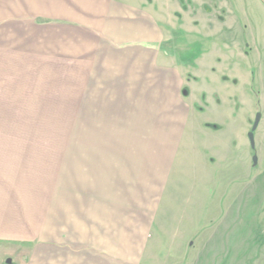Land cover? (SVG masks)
<instances>
[{
	"label": "rangeland",
	"instance_id": "1",
	"mask_svg": "<svg viewBox=\"0 0 264 264\" xmlns=\"http://www.w3.org/2000/svg\"><path fill=\"white\" fill-rule=\"evenodd\" d=\"M7 1L11 14L15 0ZM132 2L151 12L152 46L156 45L153 56L160 62L157 75L151 76L150 89L152 101L157 97L160 103L151 104L152 120H146V129L150 124L151 131L158 129L160 139L156 146H167L172 141L174 146L184 148L185 155L179 169L174 163L162 198L156 196L166 208L149 234L141 264H178L174 258L177 253L181 258L199 249L188 243L199 234L192 237L177 230L182 216L177 211L193 199L192 175L207 178L206 164L215 161L219 153L216 148L215 152L207 151V146L214 145L219 140L216 136L221 134L220 140L231 137L234 142L232 148L227 146L226 153H231V159L239 158L230 169L231 177H235L230 192L245 190L251 204L246 211L249 223L253 220L250 216H254L259 238H264V0ZM14 32H8L11 34L2 38L0 45V264L28 263L32 250L44 244L41 240L58 238L55 231H49L48 200L56 201L57 210L61 207L56 219L63 215L66 204L72 214V233H81L80 228L89 217L88 208L80 205L81 175L90 188L88 193L95 196L98 190L102 194L100 201L109 212L117 214L122 202V206L133 203L127 197L133 188L131 176L143 173L147 163L144 168L138 161L145 157V149L149 153L155 148L148 146L145 133H138L144 130L142 126H132L128 131L127 120L123 119L117 128L119 134L114 130L105 132L107 135L101 133L104 137L92 145L88 135L82 140L79 115L101 113L89 114L86 104L81 107V84L86 81L81 63L58 59L49 63L48 58L33 57L29 54L31 39L22 34L17 38ZM257 114L261 118L253 129ZM91 118L85 120L90 122ZM98 127L103 132L100 124ZM179 129L181 138L176 136ZM123 131H127L126 138H120ZM127 167L130 170L124 173ZM92 168L101 172L102 191L100 182L87 180ZM146 183L144 180L140 186L145 189ZM49 192H53L50 198ZM118 192L121 199H117ZM143 197L148 199L146 192L136 199L137 210L146 204ZM256 203L259 208L254 206ZM208 209L214 213L215 208ZM196 216L202 223V216L195 215V220ZM234 223L231 222L233 229ZM220 224L223 227L225 222ZM33 225L41 229L39 237L31 236ZM212 231L211 224L202 231L199 242ZM21 232L29 234L22 236ZM65 232L63 225L57 231L61 238ZM172 244L175 246H169Z\"/></svg>",
	"mask_w": 264,
	"mask_h": 264
},
{
	"label": "crops",
	"instance_id": "2",
	"mask_svg": "<svg viewBox=\"0 0 264 264\" xmlns=\"http://www.w3.org/2000/svg\"><path fill=\"white\" fill-rule=\"evenodd\" d=\"M14 7V11L9 14L8 1L0 0L1 47L2 38L11 34L8 32L15 31L17 38L22 34L23 38L31 39L32 49L29 54L33 57L48 58L49 63L56 59L65 63H81L80 67L86 75V81L81 84V107L86 104L87 113L102 114L79 115L78 126L82 140L88 135L92 145L99 143V137L103 136L101 133L105 135V132L114 130L119 134L117 128L123 119L127 120L125 124L129 127L128 131L132 126H142L144 130L138 133L146 134L148 146L155 145L154 150L150 149L149 153L145 149V157L138 161L144 168L147 163L146 172L144 170L142 174L135 173L131 176L133 188L127 193V197L133 203L122 206V202L117 214L104 208L100 201L102 194L98 190L95 191V196L88 193L90 188L84 183L86 178L81 175L80 205L88 208L89 217L88 222L85 221V225L80 228V234H73L71 231L72 214L66 204L63 215L60 214L56 219V213L59 214L61 207L57 210L56 201L48 200L49 231H55L58 238L41 240L44 243L42 247L34 248L30 261H24L23 264H141L149 246V234L165 207L156 196L162 198L174 163L179 169V162L185 157L184 148L179 144L174 146L167 138V146H156L157 139H160L158 129L151 131V124L146 129V120H152L151 104L160 103L157 97L152 101L150 94L151 76L160 70V62L157 63L158 60L153 56L156 45L152 46L151 12L140 9L132 0H15ZM67 117L69 116H64ZM90 117V122H87L85 118ZM98 124L106 130L100 132ZM123 132L125 134L120 138L128 136L127 131ZM176 136L181 138L180 129ZM221 136L222 134L216 136L218 138L215 139L219 140L215 141L213 147H206L207 151L215 152V148L219 151L216 154L217 159H213L211 163L209 160L206 164L207 178L201 179L200 175L194 178V174L192 175L190 182L193 199L184 203V207L177 211L182 214L177 230L192 237L199 234L192 242L186 239L199 249L196 248L195 253L181 258L177 253L174 258L178 264H264V238H259L260 229H255L254 216H250L253 220L249 223V216L246 214L251 205L248 203L250 199L247 198L245 190L239 189L234 194L230 192L235 182L232 181L235 177H231L230 169L232 164L234 166V163L239 162V158L237 156L231 159V153L226 152L227 146L232 148L231 144L234 142L231 137V140H220ZM200 151L203 152V149ZM123 166L126 165L123 163ZM127 169L130 170L127 167L124 173ZM87 177L91 183L100 182L101 191L103 190L104 185L101 183L104 181H99L102 178L97 168L89 169ZM143 178L147 182L145 189L140 186V182L144 183ZM215 181L218 184L214 187ZM64 183L66 187L67 181ZM141 189L144 195L146 192L148 199L143 197L146 204L137 210L134 205L139 195H143ZM66 192H63L64 198ZM52 193L49 192V198ZM85 195L87 202L83 203ZM123 195L125 198V194ZM117 199H121L120 193ZM254 206L260 207L257 203ZM209 207L215 208L210 209L213 214L207 212ZM197 214L202 216V223L197 216L198 219L195 220L194 216ZM222 221L225 222L223 227L220 224ZM231 222H235L234 229ZM211 224L214 231L209 238L204 237L203 242H199L202 231L210 228ZM62 225L66 229L64 238L57 233ZM30 231L31 236L39 237L41 229L33 225ZM21 234L27 236L29 232ZM18 236L20 234L16 237ZM190 247V251L194 252L193 246Z\"/></svg>",
	"mask_w": 264,
	"mask_h": 264
},
{
	"label": "water",
	"instance_id": "3",
	"mask_svg": "<svg viewBox=\"0 0 264 264\" xmlns=\"http://www.w3.org/2000/svg\"><path fill=\"white\" fill-rule=\"evenodd\" d=\"M260 118H261V114H257L256 120H255V123H254V126H253V129H256L257 128V126L259 124V121H260ZM249 136H250V140H251L252 145H254V136H253V133L251 132Z\"/></svg>",
	"mask_w": 264,
	"mask_h": 264
},
{
	"label": "flooded vegetation",
	"instance_id": "4",
	"mask_svg": "<svg viewBox=\"0 0 264 264\" xmlns=\"http://www.w3.org/2000/svg\"><path fill=\"white\" fill-rule=\"evenodd\" d=\"M256 120V119H255ZM254 126V125H253Z\"/></svg>",
	"mask_w": 264,
	"mask_h": 264
}]
</instances>
